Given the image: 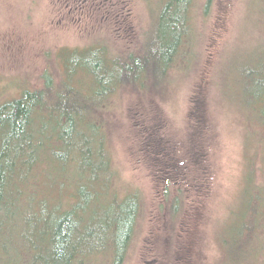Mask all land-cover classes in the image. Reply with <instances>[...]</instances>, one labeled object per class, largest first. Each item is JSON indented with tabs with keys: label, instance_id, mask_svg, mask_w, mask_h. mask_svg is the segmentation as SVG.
<instances>
[{
	"label": "rangeland",
	"instance_id": "rangeland-1",
	"mask_svg": "<svg viewBox=\"0 0 264 264\" xmlns=\"http://www.w3.org/2000/svg\"><path fill=\"white\" fill-rule=\"evenodd\" d=\"M161 12L155 0H0V106L51 82L60 91L71 74L64 50L106 46L116 65L128 64L161 38ZM195 22L196 36L182 38L170 72L143 65L135 82L126 68V84L116 81L112 93L93 100L97 91L74 85L80 96L65 89L58 103L62 114L67 105L102 102L91 122L105 126L115 188L141 196L124 264H222L217 234L242 207L248 177L262 179L264 117L234 85L245 53L264 47V0H198ZM167 194L182 198L175 215ZM22 247L8 245L16 264Z\"/></svg>",
	"mask_w": 264,
	"mask_h": 264
},
{
	"label": "trees",
	"instance_id": "trees-1",
	"mask_svg": "<svg viewBox=\"0 0 264 264\" xmlns=\"http://www.w3.org/2000/svg\"><path fill=\"white\" fill-rule=\"evenodd\" d=\"M197 1L155 0L167 26L159 40L149 41L144 54L127 58L128 64L116 65L118 59L106 46L64 50V54H72L71 74L60 91L51 82L44 90L26 91L0 106V262L5 255L7 264H16L8 245L20 243L24 247L19 249V264H42L43 256L44 264L125 263L142 201L136 190L122 195L115 188L117 174L107 150L105 126L91 122V111L104 107L93 100L112 93L116 81L125 85L119 79L126 68L128 81L135 82L136 70H143V65L151 66L147 69L152 68L153 73L161 67L170 72L182 38L188 31L196 36ZM241 63V90L235 83L234 91L244 105L260 106L264 117L263 45L245 53ZM74 85L82 92L86 86L92 93L97 91L93 103L89 99L84 107L67 105L60 114L58 103L65 89L80 96ZM48 100L49 109L44 110ZM48 128H52L50 132ZM76 157L85 161L83 169ZM250 176L242 207L217 234L224 251L222 264H264V171L261 180ZM168 197L175 215L182 198Z\"/></svg>",
	"mask_w": 264,
	"mask_h": 264
}]
</instances>
